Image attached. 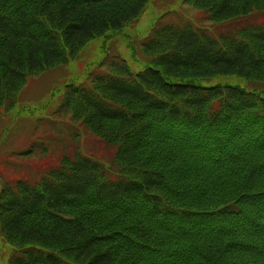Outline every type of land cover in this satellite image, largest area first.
<instances>
[{
    "label": "trees",
    "instance_id": "obj_1",
    "mask_svg": "<svg viewBox=\"0 0 264 264\" xmlns=\"http://www.w3.org/2000/svg\"><path fill=\"white\" fill-rule=\"evenodd\" d=\"M150 1L0 0V103ZM184 1L217 24L262 19L219 35L155 24L144 69L116 57L70 85L61 108L117 147L118 174L80 156L4 188L8 264H264V92L198 84L264 86V0Z\"/></svg>",
    "mask_w": 264,
    "mask_h": 264
},
{
    "label": "rangeland",
    "instance_id": "obj_2",
    "mask_svg": "<svg viewBox=\"0 0 264 264\" xmlns=\"http://www.w3.org/2000/svg\"><path fill=\"white\" fill-rule=\"evenodd\" d=\"M205 13L184 0H151L136 20L119 32L109 33L107 38L91 41L68 64L27 75L19 91L0 103V193L18 180L33 185L58 169L61 160L80 156L98 162L110 177H115L117 147L106 144L61 108L67 88L85 85L95 68L116 57L124 60L133 73L144 69L147 57L142 43L156 26L188 22L219 35L232 34L249 22L262 19L258 16L217 24L210 22ZM198 84L264 92V86L236 76L216 77ZM13 251L16 249L5 241L0 229V264H8Z\"/></svg>",
    "mask_w": 264,
    "mask_h": 264
}]
</instances>
